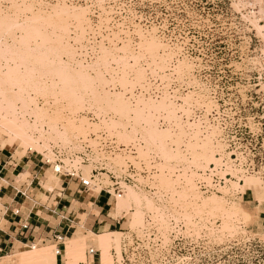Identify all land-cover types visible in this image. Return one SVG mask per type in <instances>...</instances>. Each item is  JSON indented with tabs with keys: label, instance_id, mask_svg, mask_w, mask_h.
Listing matches in <instances>:
<instances>
[{
	"label": "rangeland",
	"instance_id": "obj_1",
	"mask_svg": "<svg viewBox=\"0 0 264 264\" xmlns=\"http://www.w3.org/2000/svg\"><path fill=\"white\" fill-rule=\"evenodd\" d=\"M56 8L85 16L64 26ZM7 147L43 160L47 191L67 173L111 185L95 167L127 179L111 264H264V208L243 199L264 192V0H0Z\"/></svg>",
	"mask_w": 264,
	"mask_h": 264
},
{
	"label": "crops",
	"instance_id": "obj_2",
	"mask_svg": "<svg viewBox=\"0 0 264 264\" xmlns=\"http://www.w3.org/2000/svg\"><path fill=\"white\" fill-rule=\"evenodd\" d=\"M46 170L43 160L33 152L0 148V264H21L22 254L35 245L55 247L56 264H68L66 241L82 239L85 259L76 263L102 264L99 237L127 234V215L117 216L114 197L123 191V184L128 186L127 179L115 181L102 171L105 168L95 167L92 180L106 175L111 183L100 186L99 192L84 180L82 172L61 177V183L47 191L41 183ZM21 178L27 182L22 183ZM243 199L246 205L264 208L262 188L253 185Z\"/></svg>",
	"mask_w": 264,
	"mask_h": 264
},
{
	"label": "bare ground",
	"instance_id": "obj_3",
	"mask_svg": "<svg viewBox=\"0 0 264 264\" xmlns=\"http://www.w3.org/2000/svg\"><path fill=\"white\" fill-rule=\"evenodd\" d=\"M83 14L81 12L79 14V13H76V11H70L67 8H56L55 10H53V12L48 13V16L56 17L57 21L59 20L61 22V24L65 26L67 20L74 19V18H78V19L82 18L83 16H85ZM154 38L155 37H150V35H149V37H145L144 40H143L144 41L143 42L144 43L143 46L146 47V51H149L150 53L152 52V53H156L157 54L158 51L161 49V45ZM162 103H164V104L160 105L161 107H164V108L167 107L165 105V102H162ZM116 104L122 106L126 110H130L129 105H127L128 103L123 99V97L120 98V96H118V98L116 100ZM148 105L151 108L156 107L155 103H153V102L152 103L150 102V104H148ZM10 122H11V124H10L11 128H13V129L17 128L18 125L16 123V119H14V120H12ZM29 138L30 137L23 136V139L25 141H29V142L32 143V141H33L32 138H30L32 141ZM34 141H33V143H34ZM86 168L88 170L87 171L88 175H90L91 174V167L88 166ZM56 170L57 171H62L61 166H57ZM253 184L254 183H252V182H247L246 187L247 188H251L253 186ZM93 185H95V184H93ZM96 186H100V185L97 184ZM45 188H47L46 185H45ZM97 191L99 192L100 190H97ZM129 192H130V195L132 197L133 196L135 197V194H134V192H131V189H129ZM118 197H119V199H117L118 203H117V206H116V212H117V216L120 217V216L123 215V211L126 208V201L124 199V196L119 195ZM196 204H194V205H196ZM201 206L205 210L207 209L210 212V215L213 214L214 212H218V213L222 212V213H224V212L227 211L225 204H223L221 202V200L219 201L217 199L216 200L210 199L209 201L205 200V202H203V204ZM196 208L198 209V206ZM199 208L201 209V207H199ZM232 210H234V212H236V213L243 214L246 218H250V216H251L250 213H248L244 209L237 208L236 206L232 207ZM209 212H208V214H209ZM199 213H202V211L199 212ZM140 214L141 213H139L138 215H140ZM215 214H217V213H215ZM141 220L142 219L139 218L138 221L141 222ZM119 236H120L119 233H106V234H104V235L99 237V241H100L99 243L101 245V249H102V252H103L102 256H101L103 258L102 259V264H111V258H110L109 254H108V248L111 246V243H112L114 237H116L117 241H119L118 240ZM66 242L68 243V249H67V252H65V257L67 258V263L68 264H75L76 262H78L77 260L78 259L81 260L82 257H83L82 260L85 259L84 258L85 257V243H84V239H82V240H73V241L67 240ZM118 243H117V245H118ZM56 256H57V250L55 249V247H53V246L52 247H39V246L35 245V246H33L31 248V250H29V251H27V252L22 254L21 264H56V262H57L56 261Z\"/></svg>",
	"mask_w": 264,
	"mask_h": 264
},
{
	"label": "built area",
	"instance_id": "obj_4",
	"mask_svg": "<svg viewBox=\"0 0 264 264\" xmlns=\"http://www.w3.org/2000/svg\"><path fill=\"white\" fill-rule=\"evenodd\" d=\"M57 173H60L61 171H57V170H55ZM67 175H69V176H75L76 175V173H74V174H72V175H70L69 173H67ZM86 183V182H85ZM200 188L201 189H203V191H206V192H210L211 191V188H209V187H207V186H204V184H201L200 185ZM94 251L92 250L91 251V253H93Z\"/></svg>",
	"mask_w": 264,
	"mask_h": 264
}]
</instances>
